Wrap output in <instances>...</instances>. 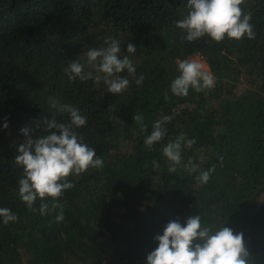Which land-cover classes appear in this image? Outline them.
<instances>
[{
	"label": "trees",
	"instance_id": "obj_1",
	"mask_svg": "<svg viewBox=\"0 0 264 264\" xmlns=\"http://www.w3.org/2000/svg\"><path fill=\"white\" fill-rule=\"evenodd\" d=\"M187 2L0 0V208L18 216L7 225L0 218V264H147L166 225L194 216L213 229L243 233L251 264H264V0L242 5L255 39L220 43L185 39L173 21L186 13ZM105 38L119 40L120 58L129 56L136 76L145 77L141 86L127 70L119 75L132 84L118 95L107 92L103 80L69 81V63L86 64V51L104 46ZM128 44L135 53L127 52ZM195 55L209 64L214 85L178 97L171 92L178 61ZM52 100L87 117L77 131L104 160L101 168L69 177L75 187L60 199V222L52 198L45 200L47 215L22 201L23 168L15 163L28 138L22 129L37 139L48 122L69 119ZM135 114L148 134L156 121L173 117L152 151ZM180 134L197 143L183 148L173 173L161 148ZM190 159L195 172L185 167ZM212 166L209 182L199 183ZM197 243L203 241L193 247Z\"/></svg>",
	"mask_w": 264,
	"mask_h": 264
},
{
	"label": "clouds",
	"instance_id": "obj_2",
	"mask_svg": "<svg viewBox=\"0 0 264 264\" xmlns=\"http://www.w3.org/2000/svg\"><path fill=\"white\" fill-rule=\"evenodd\" d=\"M245 2L246 0H188L186 13L173 23L186 32L185 39L188 42H195L205 36L216 43L223 42L225 38L255 39L254 26L250 23L251 14L245 13L242 7ZM135 51V46L128 44L127 52L132 54ZM121 55L119 40L105 38L104 46L86 51V64L79 59L72 60L64 71L69 81L78 78L81 82L93 80L99 85L103 80L107 92L118 95L132 84L128 76L135 77L137 86H141L145 79L143 74L136 76L132 59L127 55L121 59ZM125 70L128 76L122 78L119 74ZM178 71L180 75L171 83V92L178 97H187L190 88L202 92L214 85L213 75L197 59L178 61ZM51 105L58 112L67 113L69 119L63 122L53 119L48 122L45 134L37 139L29 136V129H22L28 138L19 145L15 163L23 168V176L18 181L22 201L30 211L38 210L41 215H47L50 206L45 200L52 198L51 209H60L56 216V221L60 222L64 219L60 199L66 191L75 187L69 177L80 176L90 168H101L104 160L97 156L95 149L89 147L77 131L87 125V117L69 103L52 100ZM172 119V116H164L154 123L148 134L143 117L134 115V120L147 133L144 138L147 150L152 151L156 144L164 140L168 135L165 125ZM4 127L7 128L8 124L5 123ZM196 143L195 138L186 139L184 134H180L162 145L161 152L168 161L169 172L174 173L181 164L183 148H191ZM152 166L158 169L160 164L153 160ZM185 167L190 172H195L198 166L190 159ZM214 171L215 166L202 171L197 181L208 183ZM37 200L40 201L38 209L34 207ZM0 218L5 225L18 220V216L9 208H0ZM155 239L159 242L158 247L148 254L147 264H251L243 233L234 234L225 225L213 229L207 221L202 222L200 216L189 217L184 225L179 220L169 222L163 235H157ZM196 240L203 243H197L193 247Z\"/></svg>",
	"mask_w": 264,
	"mask_h": 264
},
{
	"label": "rangeland",
	"instance_id": "obj_3",
	"mask_svg": "<svg viewBox=\"0 0 264 264\" xmlns=\"http://www.w3.org/2000/svg\"><path fill=\"white\" fill-rule=\"evenodd\" d=\"M192 59H197L199 60L200 62L204 63L205 66H206V69L209 71L210 70V67H209V64L206 62V60H204L200 55H195L193 57H191Z\"/></svg>",
	"mask_w": 264,
	"mask_h": 264
}]
</instances>
